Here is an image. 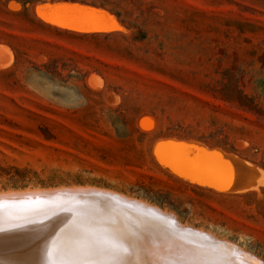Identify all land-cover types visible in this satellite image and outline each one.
<instances>
[{"label":"rangeland","instance_id":"1","mask_svg":"<svg viewBox=\"0 0 264 264\" xmlns=\"http://www.w3.org/2000/svg\"><path fill=\"white\" fill-rule=\"evenodd\" d=\"M263 182L264 0H0L1 196L86 189L113 235L161 210L213 244L186 259L264 264Z\"/></svg>","mask_w":264,"mask_h":264},{"label":"bare ground","instance_id":"2","mask_svg":"<svg viewBox=\"0 0 264 264\" xmlns=\"http://www.w3.org/2000/svg\"><path fill=\"white\" fill-rule=\"evenodd\" d=\"M85 191L62 190L60 192L51 191L50 194H47L49 192H39L0 195V257L7 256L0 258V264H18L14 260H19L17 261L20 262L19 264H184V262L185 264H212L216 260V257L213 259V257L207 258L206 256L204 261V255H201L202 257L199 256L202 261L199 259L195 261L194 257L186 259V252L190 246L202 248L201 244L208 246L213 244L207 241L205 236L202 237L196 235L197 233L194 234L192 232L194 230L190 228L178 230L176 225L173 224V221H175L173 220L174 217L172 218L170 215H168L170 218L165 214L163 215L166 217L161 215L166 220L162 219V222H159L157 219L162 218L157 217L160 213L156 216L157 212L161 211L158 210L159 208L156 214L153 213L156 211H153L154 208L152 209L153 212H149L150 214L148 215L151 216L149 218L152 220L151 224L148 225L141 222L144 225V230L140 233L133 230H130V232L123 230L117 231L115 236L111 234L113 231H109L108 228L107 231L102 230L97 225L98 219L101 216L98 208V200L100 199L96 197L99 193L87 192L89 190L86 189ZM111 195L113 194L111 193ZM124 201L122 206L128 202L126 199ZM135 204L137 206V203ZM147 208L144 209L142 207L141 210L143 211ZM131 210H133V207ZM147 210L146 212L150 209ZM137 212L139 213V211ZM171 218L172 220H170ZM176 221L175 223H177ZM178 227L180 228V226ZM200 233L202 234L201 231ZM206 235L212 238L208 234ZM37 236H39L40 242L38 241L39 243H36L33 247L27 246L34 243L33 239L37 238ZM158 236L162 237L163 242L161 245ZM213 240L215 241L216 239ZM213 240L211 241L213 242ZM224 243L227 244V242ZM17 249H21L20 252ZM140 249L145 254V261L140 260L137 255V251ZM164 252L166 253L165 255ZM238 252L241 251L239 250ZM249 258L254 261V264H263L254 256H249ZM240 259L242 260L243 257ZM241 260L240 262L243 261Z\"/></svg>","mask_w":264,"mask_h":264},{"label":"water","instance_id":"3","mask_svg":"<svg viewBox=\"0 0 264 264\" xmlns=\"http://www.w3.org/2000/svg\"><path fill=\"white\" fill-rule=\"evenodd\" d=\"M64 7L65 9L69 10L66 15H72V16H83V15H91V18L93 20L98 19V21L102 20V16L99 11L90 8V7H85V6H80L76 4H56L53 7ZM49 19L50 20H56L58 23L61 25L64 24L66 26H75V25H86V24H93V23H75L71 20L65 19L64 15H55L52 13H48ZM173 146L171 144H162L160 147V150H171Z\"/></svg>","mask_w":264,"mask_h":264},{"label":"snow or ice","instance_id":"4","mask_svg":"<svg viewBox=\"0 0 264 264\" xmlns=\"http://www.w3.org/2000/svg\"><path fill=\"white\" fill-rule=\"evenodd\" d=\"M13 7H16L13 5ZM40 14L42 18L44 19H49L48 13H52L55 15H64L65 19L71 20L75 23H96L95 20L91 18V15H83V16H72V15H66V13L69 12V10L65 9L64 7H53V6H48L47 8H41ZM49 22L52 23H57L58 21L56 20H49ZM61 26H66L62 24ZM88 30V29H84ZM94 30H109V29H94ZM189 166H191L194 169H199L200 167V161L199 160H192L189 158L188 160L185 161Z\"/></svg>","mask_w":264,"mask_h":264}]
</instances>
